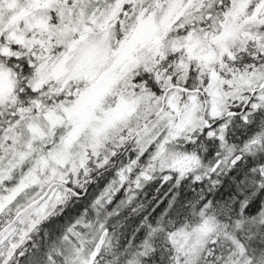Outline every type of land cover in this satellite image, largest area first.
I'll return each mask as SVG.
<instances>
[{
  "label": "snow or ice",
  "instance_id": "1",
  "mask_svg": "<svg viewBox=\"0 0 264 264\" xmlns=\"http://www.w3.org/2000/svg\"><path fill=\"white\" fill-rule=\"evenodd\" d=\"M0 264H264V0H0Z\"/></svg>",
  "mask_w": 264,
  "mask_h": 264
}]
</instances>
